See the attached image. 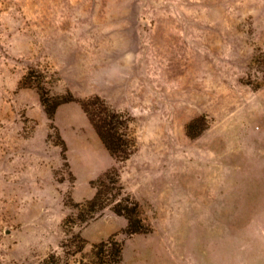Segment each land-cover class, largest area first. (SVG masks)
Segmentation results:
<instances>
[{"label": "rangeland", "instance_id": "1", "mask_svg": "<svg viewBox=\"0 0 264 264\" xmlns=\"http://www.w3.org/2000/svg\"><path fill=\"white\" fill-rule=\"evenodd\" d=\"M38 87L100 96L134 153ZM111 167L148 233L79 222ZM110 238L120 264H264V0H0V264H95Z\"/></svg>", "mask_w": 264, "mask_h": 264}, {"label": "trees", "instance_id": "2", "mask_svg": "<svg viewBox=\"0 0 264 264\" xmlns=\"http://www.w3.org/2000/svg\"><path fill=\"white\" fill-rule=\"evenodd\" d=\"M24 81L27 83L29 76H26ZM38 92L40 104L49 121H52L59 106L66 103H78L102 145L115 162H124L134 153L136 141L130 132V121L124 114L110 107L100 96L95 95L85 100H77L71 93L67 97H49L48 93L41 87H38ZM197 122L194 120L186 126V133L189 137L198 135V133L193 134L191 132ZM62 145L65 149L63 142ZM93 185L95 195L79 206L82 208L77 216L79 222L86 223L96 214L109 208L116 216L125 219L124 234L126 236L149 232L140 205L125 193L120 184L116 167H111ZM81 249L82 246L79 247V251ZM106 255H108L109 260L105 259ZM93 257L95 264H120L122 247L117 241L110 238L93 246Z\"/></svg>", "mask_w": 264, "mask_h": 264}]
</instances>
